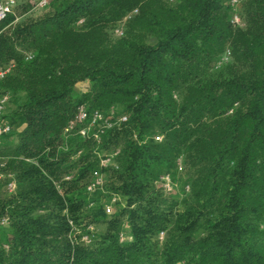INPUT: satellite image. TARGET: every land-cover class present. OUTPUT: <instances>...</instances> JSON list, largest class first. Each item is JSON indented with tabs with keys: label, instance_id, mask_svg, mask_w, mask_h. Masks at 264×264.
I'll return each instance as SVG.
<instances>
[{
	"label": "trees",
	"instance_id": "1",
	"mask_svg": "<svg viewBox=\"0 0 264 264\" xmlns=\"http://www.w3.org/2000/svg\"><path fill=\"white\" fill-rule=\"evenodd\" d=\"M36 1L0 22V264H264V0H51L18 25ZM80 105L126 121L67 135Z\"/></svg>",
	"mask_w": 264,
	"mask_h": 264
},
{
	"label": "built area",
	"instance_id": "2",
	"mask_svg": "<svg viewBox=\"0 0 264 264\" xmlns=\"http://www.w3.org/2000/svg\"><path fill=\"white\" fill-rule=\"evenodd\" d=\"M51 0H37L34 7L37 9H43L47 7ZM237 0H232V4H236ZM15 0H0V22L5 20L9 14L12 13L13 8L15 7ZM136 11H134L135 13ZM231 22L234 25L240 24V20L237 15H233ZM118 35L122 34V31L116 30L115 32ZM229 54L226 53L219 64L227 61ZM28 59H31L32 56H28ZM13 68V65H8L7 67L0 70V80L3 79ZM8 101L7 95H2L0 97V115L2 114L4 107ZM126 121L125 116H121L119 119L113 120L111 118L105 117L99 111H93L89 113L86 111L85 107L80 105L76 108L74 116L72 119L67 123L66 127L64 128V133L67 135L75 134L80 136L83 139L91 137L93 140L98 141L100 135H102L107 130L112 129L114 126L123 123ZM11 126L6 121L0 122V140L5 135L11 132ZM156 141H160L161 137H155ZM118 155V152H114L108 155H98L99 167L100 171H94L92 173V179L86 186V191L88 193H94L96 191H102L104 180L102 175V169H106L108 167H115V157ZM180 166V162H178ZM70 177H65V180H69ZM160 185L165 192H171L174 188V184L172 183L169 176L165 175L160 178ZM14 184L10 183L8 185V190L13 191ZM188 191V188H186ZM119 201L117 196H112L108 203L104 205V211L106 214H111L113 211V206ZM88 231L92 233L94 229L92 227L88 228ZM163 237V234H160V239ZM122 239V238H121ZM91 237L86 234L81 236V241L84 243H89Z\"/></svg>",
	"mask_w": 264,
	"mask_h": 264
},
{
	"label": "rangeland",
	"instance_id": "3",
	"mask_svg": "<svg viewBox=\"0 0 264 264\" xmlns=\"http://www.w3.org/2000/svg\"><path fill=\"white\" fill-rule=\"evenodd\" d=\"M30 2V1H29ZM243 0L240 1V3L238 4V6H240L242 4ZM135 7L138 9L139 13L143 12H147L149 10H152V7H149L147 5V3H137L134 4ZM134 7V6H132ZM53 7H45L43 9H37L34 6L32 7V9H30L27 13L23 14L20 16V18H18V25H26V24H32L35 23L41 19H43L44 17L51 15L53 13ZM108 24L111 23L114 24L115 26H122L123 22H124V17H123V13H120L119 11H117L116 9L114 11H112V14H109V19L107 20ZM49 29V28H47ZM41 45V43H37V44H32L29 49L27 51H25L24 54H28V53H32V54H36L37 52V48ZM3 87H5L6 89L9 87V81H6L3 83L2 85ZM11 87V86H10ZM3 139L0 140V143L2 142Z\"/></svg>",
	"mask_w": 264,
	"mask_h": 264
}]
</instances>
